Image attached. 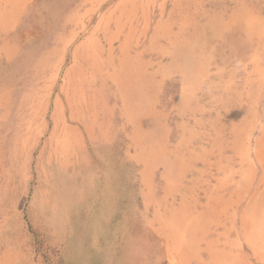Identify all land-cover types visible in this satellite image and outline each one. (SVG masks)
<instances>
[{"label":"rangeland","instance_id":"rangeland-1","mask_svg":"<svg viewBox=\"0 0 264 264\" xmlns=\"http://www.w3.org/2000/svg\"><path fill=\"white\" fill-rule=\"evenodd\" d=\"M0 264H264V0H0Z\"/></svg>","mask_w":264,"mask_h":264}]
</instances>
